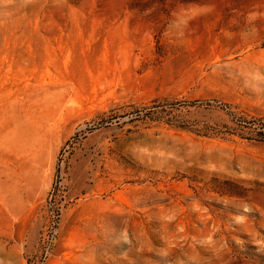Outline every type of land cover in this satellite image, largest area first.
Returning a JSON list of instances; mask_svg holds the SVG:
<instances>
[{"label": "rangeland", "instance_id": "rangeland-1", "mask_svg": "<svg viewBox=\"0 0 264 264\" xmlns=\"http://www.w3.org/2000/svg\"><path fill=\"white\" fill-rule=\"evenodd\" d=\"M0 264H264V0H0Z\"/></svg>", "mask_w": 264, "mask_h": 264}]
</instances>
